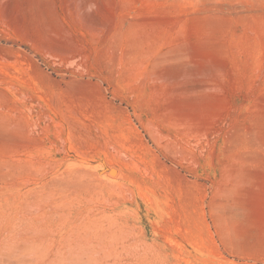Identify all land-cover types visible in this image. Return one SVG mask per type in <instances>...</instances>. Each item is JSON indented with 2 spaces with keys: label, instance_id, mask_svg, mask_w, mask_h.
<instances>
[{
  "label": "rangeland",
  "instance_id": "obj_1",
  "mask_svg": "<svg viewBox=\"0 0 264 264\" xmlns=\"http://www.w3.org/2000/svg\"><path fill=\"white\" fill-rule=\"evenodd\" d=\"M0 264H264V0H0Z\"/></svg>",
  "mask_w": 264,
  "mask_h": 264
}]
</instances>
